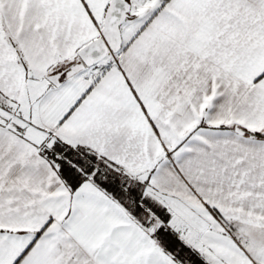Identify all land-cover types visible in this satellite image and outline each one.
I'll return each instance as SVG.
<instances>
[{"label": "snow or ice", "instance_id": "snow-or-ice-1", "mask_svg": "<svg viewBox=\"0 0 264 264\" xmlns=\"http://www.w3.org/2000/svg\"><path fill=\"white\" fill-rule=\"evenodd\" d=\"M0 264H264V0H0Z\"/></svg>", "mask_w": 264, "mask_h": 264}]
</instances>
